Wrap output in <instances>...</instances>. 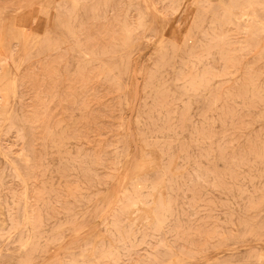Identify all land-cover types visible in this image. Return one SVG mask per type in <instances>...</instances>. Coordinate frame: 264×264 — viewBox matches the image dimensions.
Wrapping results in <instances>:
<instances>
[{
	"label": "rangeland",
	"instance_id": "rangeland-1",
	"mask_svg": "<svg viewBox=\"0 0 264 264\" xmlns=\"http://www.w3.org/2000/svg\"><path fill=\"white\" fill-rule=\"evenodd\" d=\"M0 54V264H264V0H0Z\"/></svg>",
	"mask_w": 264,
	"mask_h": 264
},
{
	"label": "bare ground",
	"instance_id": "bare-ground-1",
	"mask_svg": "<svg viewBox=\"0 0 264 264\" xmlns=\"http://www.w3.org/2000/svg\"><path fill=\"white\" fill-rule=\"evenodd\" d=\"M25 2V1H24ZM148 2V1H147ZM10 4V3H9ZM26 10V9H25ZM163 28V27H162ZM164 32V31H163ZM26 33V32H25ZM1 55V54H0ZM136 75V74H135ZM13 85V84H12ZM137 86V85H136ZM133 90H134V88H133ZM131 103H132V101H131ZM136 103V102H135ZM132 107V106H131ZM131 129V128H130ZM136 147V146H135ZM130 228V227H129ZM75 237V236H74Z\"/></svg>",
	"mask_w": 264,
	"mask_h": 264
}]
</instances>
